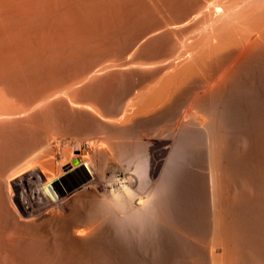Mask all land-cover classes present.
<instances>
[{"label": "rangeland", "instance_id": "1", "mask_svg": "<svg viewBox=\"0 0 264 264\" xmlns=\"http://www.w3.org/2000/svg\"><path fill=\"white\" fill-rule=\"evenodd\" d=\"M7 1H8V3H7ZM18 1L17 0H11V1L10 0H6V1L0 0V5L1 6L5 5L4 7L0 6V9H2V11L5 9L3 11V13L0 10V15L3 16V14H5L7 16L6 17L4 15L3 18H2V16L0 18V33L3 34V36H2V34H0V66H2V64L5 65V63H6V65L8 64L7 67L5 66L6 68H4V70L5 69L6 70L4 72H3V68H2L4 65L2 67H0V69H2V71L0 70L1 71L0 78L2 80L4 78H7L8 75L5 72L9 71L10 69H12L11 72H13L14 71L13 68L14 69L16 68L15 66H17V67L19 66L18 70H19V68L21 69V71L23 70L22 72L20 71V73H22L21 76H17V77L14 76V78H10L12 80L14 79L15 83H13V84L14 85L18 84L17 86L16 85L14 86V85H12V83H10V86L11 85L14 86V87L11 86L12 89L9 86V84H8V86L10 87V90H9V87H7V85H6V87H4L6 89L8 88L7 90H9L10 92L12 90V93L0 92V111L1 112H14V111H20V110H23L25 108L31 107L33 102L29 106H28V104H29L28 102L33 101V100H30L29 98L31 96L33 98H36L39 95V93L46 90V88H45L46 86H47V89L49 87H53L51 85H54L56 87L61 82L63 84H65L64 81L65 82L67 81V84H68L69 79L71 80L70 82L72 83L73 82L72 79L75 76L77 77V75H78L80 77L79 73H82L89 68L95 67L100 62H102L104 64L108 63L107 65H110V67H109V70L107 69L108 71L105 70L103 72H99V76L97 75L98 78H97V76H95L94 79L92 78L93 81L90 79H87V80L82 82V83H85L88 81V85L85 83L86 86H84V84L82 85L80 83V84H78L79 86L75 85L73 88L75 90V92H77L78 95L80 94V91L85 90V93L82 92L80 94V96L81 95L83 96V93L86 94V96H84V97H87L88 99L87 98H85V99H87L88 101H90L91 104L94 105L93 111L86 110L87 112H85L84 110H80L82 108H80V109L77 108L78 110L76 111V109H75L76 107L74 108L66 102L65 95L60 97V95H62V94H60V95H58L60 97V99L57 98L58 96H56V98L53 97V99H55L54 101H53V99H51L48 102V104H50V106L46 105L47 103L42 104V105H46V107L48 106V108L52 107V109H50V110L51 111L53 110L52 111V113L54 112L53 114L51 113V111L48 108H47L48 110H46V108L44 106L41 105V107H40V104H39L38 105L39 108H42V109H39L37 107V105L35 106L36 108L31 107V109H29V111H28L29 112L28 116H27L28 112H26V115L24 112H22L20 114H16V115H18L17 117H16V115H14L16 118H18L17 120H16V118L13 119L14 117L12 116V118L8 119L9 121H7V119L5 121L3 120L4 122L0 121V139H1L0 140V142H1V144H0V155H2V156H0V164H1V166H4L6 164V162L8 163V161L10 159L11 160L13 158L16 159V155L19 154V152H20V154L17 155V157L18 156L20 157V155L22 153H23L22 155L27 154L28 149H29V152H32L33 150H35V148L37 146H38L37 148H39V147L41 149L43 148L42 150H44V152H45V153L43 152V154H45V155L47 154L46 158L48 160L49 159L52 160V158H54V156H55L54 154H51V153H53V151H51L49 149H45V148H47L46 147L47 141H51L52 138H53L52 141H55V140L59 141L60 150H62V149L68 150L69 147L79 144V141H80V143H82V142L84 143V142H88L90 138H91L90 141L95 138V139H98V141L100 143L97 141L98 143L96 145L98 148L96 149L95 154L92 156L93 159L95 158L94 159L95 161L91 158V163H92L91 166H93L92 167V169H94L93 172L95 171L94 172L95 177L100 179V180H104L103 182L106 183L107 187L105 189H103V188L97 187V185H95V187L88 189L89 191L88 190L79 191V192H77L78 194L77 193L73 194V196H71V198L69 197L68 199H66V201H63L62 204L58 208L54 209V211L52 213L47 214V215L42 213V214H38V215H31V216H23L22 217L21 214L16 212L14 207L12 208V206H10V204L7 202V200L4 197H2L3 199H0V202H1L0 203V211L2 212V214H1L2 218L0 216V218L2 219V220L0 219V225H1L0 226L1 227L0 228V231H1L0 232V239H2V241L0 240L1 241L0 247H2V245H3V247L1 249L2 250L4 249V252L2 250H0V251H2V253L0 252V257H2V259L0 258L1 259L0 264H4L5 262H7L8 264H18L19 260H21V262H19L20 264L21 263L22 264L23 263H25V264H33V263L34 264H66V263L67 264H191L190 262H193L192 264H195V262H196L195 260H197V262H198V263L196 262V264H201V261L204 264H207L208 256H206L207 254L204 253V251H205L204 248H205V246L208 248V246L212 244L211 242L214 239V234L212 235V232H214V229H216V226H219L218 227L219 229L228 232L229 230L225 229V227L229 228L230 223L228 224L227 221H230V220L232 221L235 218L234 217L232 219L231 215L237 216V213H236L237 211H235V210L236 209L239 210L238 207L240 208V210L244 208L243 210H241L243 212L246 211V213H248V214L250 213L252 216H253V214H254V216L256 215L255 218L259 216L257 219L258 221L255 223V222L251 221V219L253 218V217H251V215H249L251 218L250 217L248 218V214L246 216L245 215L246 213H241V211H238V213L240 212L239 215L241 214L242 219L244 218V216H246L245 217L246 219H244V221L245 222L247 221L248 222L247 224L250 225V226L247 225L248 230L256 228L258 225V227L256 228L257 233H255V235L256 236L261 235L260 237H256V238H260V240L257 239L258 240V242H257V240L254 236V231H256V230H254V229L251 230V233L253 231V233H252V235L254 236L253 238H255V240H256V241L254 240L255 242H253L255 244L252 243L254 245L253 246L251 244V241H253L252 240L253 238L250 237L251 236L249 233L250 230H249V232L245 231V233L246 232L249 233L248 236H245L246 234L244 235L243 234L244 232L242 233L244 237H249V241H247L244 239L243 236H240L241 239L246 241L245 243L248 242L247 246H249L251 244L250 246H251L252 250H249L250 247H249V249L247 247L246 248L248 249L247 251L248 252L250 251V253L253 256L250 254V256L252 257V262H251V257L248 256L249 253L246 252V248H245V250H243L244 247L246 246L245 243L240 242V244H244V245H242V246H244L243 249L240 248V250L245 251V253L247 255L245 254V255L241 256V258L242 257L243 258L239 259V263H241V264L264 263V262H262L264 260V258L262 259V256L264 257V255H262V254H264V249H263L264 244H262L264 242L262 240H264V239H262V235H264V234L260 233V231L262 232L264 230V225L262 224L264 222H261L264 220V218H263L264 214L261 212L264 209L261 207L263 210L260 211L261 213L258 212V209L260 210L261 208H259V205L257 203L258 201H260L262 199L264 200V197H261V196H264V181H263L264 176L262 177V175H264V171H263V168H264V162H263L264 161V152H263L264 151V84H262V83H264V77H263L264 76L263 75L264 74V68H263L264 67V60H263L264 59L263 58L264 57L263 56L264 51L261 52L262 54H260V56L258 54V56H259V58H261V60L258 58L257 55H253L254 57L256 56L255 58H257V59H255L251 55L249 56V58H246V56L241 58L240 56L237 55V50H231L230 51L231 53H229V55H227L228 53H225L223 55L221 54L220 56H223L224 59L221 57L220 58L222 59V61L225 60V61H223V63H221V59H219V57H218L219 61L216 60L218 63L216 61H213V62H211L213 64L210 63L209 65H207L209 67L211 65V67L209 69L214 67L213 70L206 69L207 71L206 70L203 71L204 73L205 72L210 73L211 71H213V74H212V72L210 73L211 78L208 77V73H205V76H206L205 78H204V73H203V75L201 73H199V75L201 74L202 76L201 75L198 76V74H197L195 76L193 75L194 77L193 76L189 77L188 75L176 77L172 80V82L168 83L164 87V89H161V86L159 84L157 86V88L155 89L151 100L148 103L144 102L143 104L138 106L136 109L133 107L134 105L133 106L130 105V107L133 108V109L131 108V110H130V108H128L129 103L132 104L131 101H133V98L136 95L135 93H138L139 92L138 90H140L142 87V86L140 87L139 85H141L142 82L143 83L146 82V84H148V83L149 84L150 83L155 84L157 82L156 80H159L161 78V76L162 77L164 76L163 70L162 71L159 70V69H162L161 67H159L160 64L159 65H157V64L160 62H164L166 60H169V58L176 61L177 60L176 57H178L179 55H181L185 52V50H186L185 46L187 47L188 44L193 43L195 41L194 38L197 36L198 32H192L191 31V30L197 28V25H193L194 20L188 21L187 23L183 24L182 26L177 28V30H174V31H172V30L167 31L166 29H163V24L183 18L184 15L182 14L181 3L184 5V7H182V8H185V6H186L185 3L187 1L188 2H191V1H189V0H177V1H175V0H171V1L170 0H168V1L167 0H165V1L164 0H146V1L145 0H131V1H133V2H131L130 0H128V1L126 0L124 2V0H123V2H122V0H115L116 1L115 2L114 0H111V1L107 0V3H106V2H104L105 0H103L104 3L102 4L101 0H100L101 2L99 0H94V1L92 0V2H90L91 0H86V1H84V0L83 1L82 0L76 1L75 0L77 3H75V1H73V0H62V1L56 0V2H55V0H38V3L35 2L36 0H33L34 1L33 3H35V5L31 4L32 0L30 1L31 3L29 2V0H22V1L18 0ZM96 1H98V2H96ZM109 1L111 3H108ZM119 1L122 2V4L121 3L119 4ZM141 1H144V2L142 3ZM172 1H175L177 3L176 6H178V7H176L175 6L176 3L172 2ZM205 1H210V0H205ZM1 2L3 3V5L1 4ZM9 2L10 3L13 2V3L9 4ZM22 2L23 3L25 2L24 5ZM114 2L116 4H114ZM146 2L149 4H147ZM166 2H169L170 4L168 3V5H167ZM61 3L62 4L64 3V4L62 5ZM71 3H72V5H71ZM99 3H101V4H99ZM161 3H163V5ZM26 4H27V6H25ZM56 4L58 5V7L61 6L62 8L61 7L57 8ZM128 4H129V6H128ZM142 4L145 6H143ZM6 5H8V6H6ZM9 5H10V7H13V9L10 8ZM15 5H16V7H15ZM65 5L67 6V9L69 6L70 11L68 9V12H66L67 9H66ZM148 6H150V8L152 6V8L149 9ZM169 6H171L172 9ZM174 6H175V8H173ZM187 6H186V8H187ZM17 7L19 9H21V8L22 9L20 11H18L19 9ZM33 7H34V9H33ZM63 7H64V10H63ZM144 7H145V9H144ZM82 8L85 10L84 11L85 14L82 12L83 11ZM55 9L58 11H56ZM59 9L60 10L62 9L63 11L62 10L59 11ZM13 11H14V13H12ZM36 11H37V14L35 13ZM39 13H40V15H39ZM62 13H64L63 16L66 14L65 15V17H67L66 20H65V17L62 16ZM67 13H68V16H67ZM69 13L72 15H70ZM60 14L62 17L60 16ZM55 15H57V17ZM13 16L15 17V19H13L14 18ZM69 16H72V17H70L68 19ZM5 18H9L7 22L3 21ZM54 18H56V20ZM62 18H64V20H62ZM59 19H61V20H59ZM1 21H2V23H1ZM2 24H4V25H2ZM159 26H161L162 28L161 27L159 28ZM6 28H8L9 30ZM162 29H163V31H162ZM8 31L11 33H9ZM3 32H5V34ZM162 32H164V33L162 34ZM167 33H170V34H167ZM8 34H10V35H8ZM164 34H165V37L167 39L164 38ZM155 38H156V40L160 39L161 41L160 40L156 41ZM163 39L164 40L166 39V40L164 41ZM147 40H148V43H147ZM181 40L184 41L185 46H183V47L181 46L182 45L180 42ZM152 41H154L155 43ZM26 42H28V44L30 43L32 45H30V44L27 45V47H28L27 48ZM45 42H47V43H45ZM67 42H68V44H67ZM50 43H51V45H50ZM71 44L73 46H71ZM33 45L36 47V48H33V51H35V53L37 52V55L41 54L42 57H43L44 53L47 54L48 56H51L52 55L51 53H54L53 52L54 49H55V51L57 50V53L55 52L54 54H58V53L59 54L56 55V59L54 57L55 56L54 54H53L54 55L53 57L56 61H58V63H56L53 58H52L53 59L52 61H54L59 66H57L54 62H52L53 64H50V65H53L54 67L50 66V65H48V67H46L45 65H43V67H41V69H43L44 67H45V69H43V71L39 70L41 72L38 71V68L40 69V67H38V66L36 67L34 65L29 66L28 63H26L27 57H25L26 59H24V56L26 55V52L29 55L32 53L31 52L32 49L30 50V48H32ZM53 45L56 46V48ZM67 45H68V47H67ZM43 46H45V47H43ZM70 46H71V48L69 50ZM48 47H50V48L48 49ZM44 48H47L46 50L49 51V53H46L47 51ZM65 48L66 49L68 48V50H66ZM26 49H27V51H26ZM41 50L42 51L45 50V51H43L44 53ZM39 51H41V52L38 53ZM50 51H51V53H50ZM35 53L33 52L34 56H35ZM71 53H72V56H71ZM45 54H44V56H45ZM29 55H27L29 58H30V56H33V55H30V56ZM41 55H39V56H41ZM65 55L67 56V58L65 57V60H64L62 58ZM69 56L73 58V59L70 58V62H72L75 59L74 60L75 62L73 61V64H70V62L68 61ZM45 57H47V56H45ZM74 57H76L77 59ZM251 57L254 59H252ZM9 58L12 60V62H14L16 60L14 62V64L11 63V60ZM18 58L23 59V62H25L27 64V67L25 65L21 64V62H20L21 67H20V65H17V59ZM244 58H246L245 60H247V61L244 60L245 61L244 62L242 60ZM126 59L136 61L139 64H144V63H152V64H150L149 67H138V68L135 67L132 69L129 68L130 71H128V68H123L124 66L123 67L121 66L122 63ZM60 60L62 63L60 62ZM66 60L68 63L66 62ZM3 61L5 63H3ZM234 61H235V63H234ZM59 62L61 63V65L59 64ZM215 62L217 64H219V62H220L222 65L219 64V66H218ZM239 62H240V64L243 63V65L242 64L240 65ZM18 63H19V60H18ZM214 63H215V66H214ZM10 64H12L13 66H9ZM66 64L67 65L70 64V65H68V67H67ZM113 64H115V65H113ZM250 64H252V66ZM256 64H257V67H256ZM64 65H66V66L64 67ZM119 65H120V68L122 67L121 70H119L120 69ZM154 65H156V66H154ZM237 65L241 66L242 68H240ZM71 66H72V68H71ZM207 66L204 67V69L208 68ZM24 67H25V69H24ZM30 67H32V68H30ZM49 67L50 68L53 67V69L52 68L50 69ZM62 67H63V69H62ZM226 67L227 68L229 67V68L227 69ZM255 67L257 70L255 69ZM47 68L50 69L49 70L50 72L47 71L48 70ZM233 68H234V70H232ZM235 68H236V70H235ZM7 69H9V70H7ZM27 69L28 70L30 69V71H28ZM35 69H37V71H35ZM66 69L69 71H67ZM214 69H215V71H214ZM224 69L226 71L228 70L230 72L225 71V73H224L223 72ZM57 70H60V72H58ZM221 70H222V73H221ZM61 71L63 73H61ZM65 71H67L69 73H67V72L65 73ZM75 71H76V73L73 74ZM216 71L219 72V75ZM251 71H252V74L254 73L253 75L251 74L252 77L250 75ZM116 72H118V73H116ZM214 72L217 74H214ZM233 72H235V73H233ZM3 73H5L6 76ZM42 73H44V74H42ZM45 73L46 74L50 73V75L47 74L48 78H47V75ZM162 73H163V75H161ZM220 73H221V75H220ZM223 73H224V75L226 74L225 77H227V75H230L227 77V78L230 77L229 80H227L228 83H227V81L225 82V79H227V78L224 77ZM227 73H229V74H227ZM232 73L236 76H232L233 75ZM259 73H260V75H259ZM2 74L5 77H3ZM39 74H41V75L39 76ZM51 74H54V75L58 74V75H55L53 77ZM63 74H65V75L66 74H73V75H69V76H71V77L73 76V77H72V79L70 77L68 79V76L67 75L65 76ZM100 74H101V77L104 78V80H103V78L101 79ZM210 74H209V76H210ZM255 74H257V75H255ZM25 75H27V76H25ZM215 75H217V76L215 77ZM49 76H51V77H49ZM58 76L59 77L64 76L63 78L68 79V80H64L61 77V78H59V80L61 81L60 82L58 79H56V78H58ZM218 76H220V77L222 76L224 78H222V77L220 78ZM21 77H24V79ZM26 77L27 78L29 77V78L27 79ZM34 77L36 79H34ZM40 77H42V78H40ZM213 77H215V78H213ZM142 78L145 80H148V82L143 80ZM217 78L219 80L220 79L224 80L223 83H221L223 80L222 81L220 80V83H221L220 85L222 86V88L220 85H219L220 87L217 86L219 84V81L215 80ZM1 79H0V82H2V84H4V83L7 84L10 80L8 78H7L8 80L4 79V83H3V81H1ZM31 79H32V81H31ZM204 79H205V81H204ZM16 80H17V82H16ZM33 80H34V82H33ZM96 80L98 81V83ZM207 80L209 81V83ZM249 80H251V81L249 82ZM57 81L59 82V84L57 83ZM211 81H212V83H211ZM252 81H254V83ZM24 82H26V83H24ZM94 82H96V83H94ZM213 82H215L214 85H212ZM51 83H53V84H51ZM122 84H123V88H122ZM60 85L58 87L62 86V85L61 86ZM80 85L83 88L80 87ZM90 85H91V87L93 85V87L91 88ZM96 85H97V89H96ZM210 85L212 86L213 89L210 87ZM42 86H44V88H42ZM64 86H67V85H64ZM87 86H89V87H87ZM129 86L130 87L133 86V87L130 88ZM248 86H250V87H248ZM86 87L90 88V89H88L89 92H87L88 90L86 91V89H87ZM94 87H95V89H94ZM41 88L44 90H42ZM76 88H78L79 91ZM80 88L83 90H81ZM73 89H72V91H73ZM126 89H128V90H126ZM39 90L40 91L42 90V91L40 92ZM97 90H99V91H97ZM120 90H122V93H120L121 92ZM123 90H124V92H123ZM0 91H2L1 88H0ZM4 91H5V89H4ZM96 91H97V93H96ZM130 91H131V93H130ZM93 92H95L96 94ZM35 93H37L38 95ZM88 93L90 94L91 97L88 95ZM91 93H93V94H91ZM117 93H119V94H117ZM94 94L96 95V97ZM116 95H118V96H116ZM117 97H119L118 100H117ZM90 98H93V99H90ZM130 98H131V101H130ZM248 98H249V100H248ZM254 98L256 101L254 100ZM27 100H30V101H27ZM119 100H120V102H119ZM128 100L130 102H128ZM25 102H27V103H25ZM127 102H128V106H126L127 108H125V105L127 104ZM22 104H25V105L27 104L28 107H25V105H23L25 108L23 107V109H21ZM44 109H45V111H43ZM31 110H34V112H32ZM40 110L43 111L44 116L42 115L43 113H41L42 111H40ZM30 111L32 113H30ZM88 111H90V114L88 113ZM46 112L47 113L49 112V114H47ZM50 114L52 116H50V118H49L48 115H50ZM19 115H22V116L25 115V116L23 118H21ZM53 115H57L55 119L53 118L54 117ZM91 115H92V118L95 117L94 120H92ZM42 116L44 119L46 116L45 120L46 121L48 120L50 123L48 121L45 122L44 119L41 120ZM57 117H58V119H57ZM107 118H108V121H107ZM11 119H13V120H11ZM51 119H53L54 121ZM88 119H90V120H88ZM55 120L59 121V122H57L59 124L56 125ZM14 121H16V122H14ZM47 123H49V126L51 125L50 127L48 126V128H50V130L54 129V131L51 132L48 128H46L48 125ZM102 123H104L103 124L104 126H102ZM105 124H106V126H105ZM13 126H14V128H13ZM19 126H20V128H19ZM15 127H17L18 130L20 129V130H24V131L23 132L20 130L18 131ZM22 127H23V129H22ZM53 127H56V128H53ZM59 127H60V130H59ZM200 127H202V128H200ZM55 129H56V131H55ZM57 130H58V132H57ZM14 131H16V132H14ZM48 131L51 132V135L49 134L50 132H48ZM11 132L14 134H12ZM17 132H20V133H17ZM21 132H22V134H21ZM25 132H26V134H23ZM14 135L16 136V138ZM17 135H18V137H17ZM25 135H26V137H25ZM11 136H13V137L11 138ZM46 136L48 139L44 140V138H46ZM92 136L94 138H92ZM49 137H51V139H49ZM41 138H43V139H41ZM85 138H87L86 139L87 141L85 140ZM43 140L45 141V143ZM19 141H21V142H19ZM37 142H38V145L36 146L35 143H37ZM176 142L178 143V145L176 144ZM14 143L16 146H14ZM31 144L32 145L35 144V145H33L34 148H32L33 146ZM39 144L41 146H39ZM42 144H43V146H42ZM30 145H31V147L29 148ZM9 146H10V148H8ZM173 146H176V147H173ZM85 147H87V144H85ZM14 148H16V149H14ZM175 149L177 152L174 151ZM22 150L25 151V153L22 152ZM171 150L173 151V153L171 152ZM178 150L180 151V154H179ZM5 151H7V152H5ZM261 151H262L263 156H261V154H260ZM57 152H59V151H57ZM63 152H64V154L66 153V151H60V153H62V154H63ZM67 153H68V151H67ZM183 153H185V155L187 157L184 156ZM7 154H9V155H7ZM48 154H50V155H48ZM172 154L173 155L175 154V156H173ZM178 156H180L181 158ZM9 157H11V158H9ZM50 157H52V158H50ZM172 157H173V159H172ZM188 157H190V158H188ZM154 159H157V160H154ZM261 159H263L262 163H260ZM6 160H8V161H6ZM174 160L177 162H175ZM245 160H247V161L245 162ZM256 160H258L257 161L258 163L256 162ZM179 161H180V163H179ZM182 161H183V163H182ZM4 162H5V164L3 165L2 163H4ZM255 162L257 163V165ZM246 163H247V165H246ZM250 163H251V167H252L253 163L255 164V165L253 164V168L250 167V165H249ZM177 164H179V165H177ZM209 164H210V166H209ZM154 165H156V166H154ZM182 165H184V166H182ZM236 165H237V167H236ZM146 166H147V168H146ZM246 166H248L249 168H247ZM261 166H262V168H261ZM138 167L139 168L142 167L143 170L141 168V172H140V169ZM179 167H180V169H179ZM245 167L248 170H246ZM152 168H154V172H155L153 174H152ZM162 169H164V170H162ZM249 169L250 170L253 169V172L249 171ZM118 170H120V171L122 170L126 173L129 172L128 174L131 175V177L134 180V183L129 185V184H125V183L121 182L120 179H118L117 176L115 175L116 171H118ZM244 171H245V173L248 171L247 173L249 175L247 173L244 174ZM257 171L260 173H258ZM138 172H139V174H137ZM209 174H211V175H209ZM137 176H139L138 178H140V179H138ZM168 176H169V178H168ZM211 176H212V178H210ZM250 177L252 179H250ZM75 178H76V176L73 177V180ZM157 178H158V181H156ZM247 179H249V180H247ZM135 180H136V182H135ZM137 180H139L141 182V184ZM160 181L162 183L165 182L164 183L165 188H164V185ZM147 182H148V184H147ZM155 182H157V183L159 182V184H157ZM210 182H212V183H210ZM255 183H257L256 184L257 186L255 185ZM160 184H162V186ZM252 184L254 185V187ZM123 186H125V187H123ZM210 186H212V187H210ZM260 186L262 189L260 188ZM255 188H257L256 189L257 192H259V193L261 192L260 193L261 196L259 195V193H257L255 191ZM249 189H250V191H249ZM258 190H260V191H258ZM99 191H100V193H99ZM120 191H121V193H120ZM157 191H159V193H157ZM245 191H246V194H245ZM221 192H223V193H221ZM224 192H225V194H224ZM226 192L227 193L229 192V194H226ZM250 192L252 195L254 194L255 197L252 196L251 194H249ZM114 193L115 194L117 193V194L115 195ZM161 193H162V197H161ZM213 193H215V194H213ZM237 193H238V195H237ZM241 193H242V195H245V196L242 197ZM151 194H153L154 197ZM218 194L221 196H219ZM255 194L259 195L260 198L258 196L256 198ZM99 196H101V197H99ZM235 196H236V198H235ZM245 197H246V199H244ZM0 198H1V196H0ZM95 198H96V200H95ZM101 198L103 199L102 201H100ZM124 198H125V200H124ZM232 198H234V199H232ZM239 198L242 201H240ZM235 199L236 200L238 199V200L236 201ZM79 200H81V201H79ZM98 200L100 201V203L98 202ZM104 200L106 203L103 202ZM212 200H213V202H212ZM216 200H218V201H216ZM248 200H250V202ZM255 200H257L256 201L257 204L255 203ZM92 201H93V203H92ZM224 201L225 202L227 201V202L225 203ZM71 202H73V203H71ZM84 202H85V204H84ZM86 202L88 203V205ZM219 202H220V204H219ZM230 202H231V204L235 203L236 205L238 204V202H240L239 203L240 205L242 204L245 206H242V205L239 206V204H238V206H236L235 204H233L235 206V207H233V205H231ZM215 203H216V206H215ZM68 204H69V207L67 206ZM71 204H73V205H71ZM105 204H108V206L109 205L110 206L108 207ZM217 204L220 207H218ZM228 205H230V206H228ZM252 205H253V207H252ZM254 205H255V207H254ZM150 206H151V208H150ZM248 206L250 207L249 209H248ZM230 207L233 209V211ZM109 208H111V209H109ZM129 208H130V210H132L133 213L130 212ZM212 208H214V209H212ZM217 208H219V211ZM234 208H235V210H234ZM246 208L248 210H245ZM252 208H254L256 211L254 209L252 210ZM136 209L137 210L139 209L138 211L140 212V214L141 213H143V214H141V216H140L139 212ZM227 209H228V212H224V211H227ZM61 210H62V212H61ZM230 210H231V213H229ZM111 211H113V212H111ZM135 211H137V212L135 213ZM254 211H255V213H254ZM217 212H221V213H219V214H221L219 216H222V217H224V215L227 216L228 214H230V216H227V218H226L227 223L226 222H222V223L216 222L215 217L218 214ZM224 213H226V214H224ZM232 213H234L236 215H234ZM3 214H4V216H3ZM62 214H65V215H62ZM118 214H119V216H118ZM126 214L127 215L129 214V217ZM149 214H151V215H149ZM243 214H244V216H243ZM260 214L262 215L261 217L263 219L260 217ZM239 215H238V218L235 219V221L239 219V221L241 222L242 221L240 218L241 216L239 217ZM149 216H150V218H149ZM151 216H152V218H151ZM27 217H29V218L31 217V219H29ZM25 218L27 220H25ZM34 218L38 219V220H35ZM86 218H87V220H86ZM229 218H230V220H229ZM135 219H136V221H135ZM115 220H120V221H115ZM124 220H126V221H124ZM140 220H141V222H139L140 223L139 224L138 221H140ZM142 220L144 223L142 222ZM248 220H250L252 223L251 222L249 223ZM252 220L255 221V219H252ZM58 221H62V222H58ZM121 221L124 223V225L122 224ZM233 221H232V224H235L233 226H236V227H233L232 225L231 226L233 228L241 230V231L239 230V232H238V230L235 229L237 231V234L241 233L242 229H241L240 225H239V227H240L239 228L238 225H236V222H233ZM239 221H237V224L240 223ZM244 221H242V225H243ZM3 222L8 224V225H4ZM119 222L121 224H119ZM133 222H134V224H133ZM205 222H207V223H205ZM223 223L225 226L223 225ZM61 224H62V226H60ZM251 224H253L254 226ZM259 224L260 225L262 224L261 226H263V227L259 226ZM126 225H128L129 227ZM131 225H134V226H131ZM74 227L76 229H74ZM125 227L126 228L128 227V228L126 229ZM139 227H141V228H139ZM221 227H223V228H221ZM244 227L247 230L246 225H244ZM137 228H138V230H137ZM242 228H243V226H242ZM9 229H10V231H9ZM198 229H200V230H198ZM229 229H231V228H229ZM260 229H262V230H260ZM82 230H83V232H82ZM132 230H134V231H132ZM235 230H233V232ZM243 230H244V228H243ZM8 231H9V233L10 232L11 233L9 234ZM12 231H14L15 233ZM258 231L260 234H258ZM196 232H197V234H196ZM206 232H208L209 235ZM262 233H264V232H262ZM6 234H8L9 237H10V235H12L13 237L12 236L11 237L13 239L9 238V237L6 238V236H7ZM16 234L18 235V237L16 236ZM29 234H30V236H28ZM31 234H34L37 238L34 237V235L31 236ZM26 236L30 239H28ZM187 236L188 237L190 236L191 238H188ZM49 237L50 238L53 237V238L50 239ZM60 237H61V239H60ZM197 237H198V239H197ZM20 238L21 239L23 238V239L21 240ZM38 238H41V239H38ZM182 238H184V239H182ZM193 238H194V240H191ZM241 239H239V240H241ZM7 240H9V241H7ZM199 240H201V241H199ZM259 241H262L260 243L262 244L261 246L263 248L256 246V242L259 243ZM4 242H6V244L8 246H6V244ZM11 242L13 244H11ZM44 242H45V244H43ZM31 244H32V246H31ZM196 244L197 245L199 244V245L197 246ZM9 245H11V246H9ZM184 245H186V248H184ZM258 245H260V244H258ZM4 246H5V248H4ZM51 246H53V247H51ZM56 246H58V247H56ZM192 246H193V249H192ZM202 246L204 248H202ZM255 246L257 249L255 248ZM6 247H7V249H6ZM37 247H38V249H37ZM260 248H262V249H260ZM8 249L12 251V254H11V251H9ZM32 249H34V250H32ZM43 249H44V251H43ZM258 249L263 251V253H261L260 257H259L260 254L252 253L253 251L255 252L256 250H257L256 252H258L259 251ZM195 250H196V252H195ZM62 251L64 252V254ZM186 251H188V252H186ZM50 252H52V253H50ZM189 252L190 253L193 252L192 253L193 255L192 254L189 255L188 254ZM5 253H8V254L5 255ZM65 253L67 256L65 255ZM258 253H260V251ZM1 254H3V255H1ZM16 254H17V256H16ZM243 254H244V252H243ZM33 255H35V256H33ZM56 255H58V256H56ZM197 255L199 258L197 257ZM201 255H204V256L200 257ZM241 255H242V253H241ZM254 255L255 256L258 255V257H257V259L259 258L258 261H254V260H256V257ZM4 256H6V257H4ZM60 256H61V258H60ZM205 256H206L207 261L205 259ZM247 256H248V258H246ZM37 258H38L39 262L41 261L40 263L36 260ZM188 258H189V260H188ZM201 258H203L204 260ZM253 258H254V260H253ZM7 259H8V261H7ZM27 260H28V263H26ZM52 260H53V262H52ZM63 260H65V261H63ZM66 260H67V262H66ZM242 260H243V263H242ZM246 260H248V261H246ZM259 261H261V262H259ZM237 262L238 261L236 260L234 264H236Z\"/></svg>", "mask_w": 264, "mask_h": 264}, {"label": "bare ground", "instance_id": "2", "mask_svg": "<svg viewBox=\"0 0 264 264\" xmlns=\"http://www.w3.org/2000/svg\"><path fill=\"white\" fill-rule=\"evenodd\" d=\"M4 1V0H3ZM6 1V0H5ZM11 1V0H10ZM18 1V0H17ZM22 1V0H21ZM31 0H29V2H30ZM60 1H62V0H60ZM73 1H75V0H73ZM77 1V0H76ZM75 1V3H77ZM80 1V0H79ZM83 1V0H82ZM81 1V2H82ZM84 1H86V0H84ZM94 1V0H93ZM100 1V0H99ZM102 1V4L104 3V2H106L107 3V0H105L104 2H103V0H101ZM100 1V2H101ZM111 1V0H110ZM108 2V3H111V2ZM115 1V0H114ZM126 0H124V2H125ZM128 1V0H127ZM131 1V0H130ZM129 1V2H130ZM146 1V0H145ZM165 1V0H164ZM168 1V0H167ZM171 1V0H170ZM175 1H177V0H175ZM175 1H172V2H175ZM189 1H191V2H186L185 3V5L187 6V8H186V6H185V8H182V7H184V5L181 3V9H182V14L184 15L183 16V18H181V19H178V20H175V21H171V22H168V23H165V24H163V29H166L167 31L168 30H172V31H174V30H177V28H179L180 26H182L183 24H185V23H187L188 21H190V20H194V22H193V25H197V28H195V29H193V30H191L192 32H198V34H197V36L194 38L195 39V41L193 42V43H190V44H188V46L186 47L185 45H184V41L183 40H181L180 42H181V46L183 47V46H185V48H186V50H185V52L183 53V54H181V55H179L178 57H176V61H174L173 59H171V58H169V60H166V61H164V62H160V63H156L157 65H159L160 64V66L159 67H161L162 69H159L160 71H162L163 70V73H164V76L162 77L161 75H163V73L160 75L161 76V78L159 79V80H156L157 82L155 83V84H146V82H142L141 83V85H139L140 87H141V89L140 90H138L139 92L138 93H135L136 95L134 96V98H133V101H131V96L133 95H131L130 97V101L132 102V104H130L129 103V106H128V102H130L129 100H128V102H127V104L125 105V108H127L126 106H128V108H130V110H131V108L132 107H130V105H134L133 107L136 109L138 106H140L141 104H143L144 102L145 103H148L150 100H151V98H152V96H153V93H154V91H155V89L157 88V86L160 84V86H161V89H164V87L168 84V83H170V82H172V80L174 79V78H176V77H179V76H184V75H188L189 77H191V76H195V75H197L198 74V76H200L201 74L203 75V71H205L206 69H209L210 67H211V65H210V67L209 66H207V65H209L211 62H213V61H216V60H218V57H219V59H221V58H223V56H220L221 54L223 55V54H225V53H228L227 55H229V53H231L230 51L231 50H237V55L238 56H240L241 58L242 57H245L246 56V58H249V56L251 55V56H253V55H257L258 56V54H259V56H260V54H262L261 52L262 51H264V0H210V1H205V0H189ZM14 2V1H13ZM13 2H11V3H13ZM19 2V1H18ZM32 2V3H31ZM30 3L31 4H34L35 5V3H33L34 1L32 0ZM35 2H37L38 3V0H36ZM55 2H56V0H55ZM58 2V1H57ZM65 2V1H64ZM90 2H92V0L90 1ZM96 2H98V1H96ZM113 2V1H112ZM116 2V1H115ZM114 2V4H116ZM122 2H123V0H122ZM122 2H120L119 1V4L121 3L122 4ZM131 2H133V1H131ZM142 3L144 2V1H141ZM149 2V1H148ZM162 2V1H161ZM181 2V1H180ZM7 3H8V1H7ZM10 2H9V4H11ZM17 3V2H16ZM23 3V2H22ZM25 3V2H24ZM24 3H23V5H24ZM68 3V2H67ZM74 3V4H75ZM80 3V2H79ZM86 3V2H85ZM128 3V2H127ZM147 3V2H146ZM150 3V2H149ZM149 3H147V4H149ZM167 3V5H168V3L169 2H166ZM176 3V2H175ZM179 3V2H178ZM1 4L3 5V3L1 2ZM28 4V3H27ZM27 4L25 5V6H27ZM30 4V5H31ZM62 4V3H61ZM64 4V3H63ZM62 4V5H63ZM99 4H101V3H99ZM130 4V3H129ZM129 4H128V6H129ZM162 5H163V3H161ZM170 4V3H169ZM37 5V4H36ZM40 5V4H39ZM69 5V4H68ZM71 5H72V3H71ZM131 5V4H130ZM143 5V4H142ZM166 5V6H167ZM172 5V4H171ZM177 5V3L175 4V6ZM1 6V5H0ZM5 6V5H4ZM4 6H1V7H4ZM6 6H8V5H6ZM12 6V5H11ZM14 6V5H13ZM22 6V5H21ZM56 6H57V8H59V7H61V6H59L58 7V5L56 4ZM66 6V5H65ZM75 6V5H74ZM79 6V5H78ZM143 6H145V5H143ZM175 6L173 7V8H175ZM9 7H10V5H9ZM15 7H16V5H15ZM80 7V6H79ZM149 7V9H151L152 8V6H151V8H150V6H148ZM168 7V6H167ZM170 8H171V6H169ZM176 7H178V6H176ZM10 8H12L13 9V7H10ZM18 8V7H17ZM62 8V7H61ZM19 9V8H18ZM17 9V10H18ZM22 9V8H21ZM21 9H19L18 11H20ZM33 9H34V7H33ZM37 9V8H36ZM66 9H67V6H66ZM68 9H69V11H70V8H69V6H68ZM68 9H67V11L66 12H68ZM83 9V8H82ZM144 9H145V7H144ZM167 9V8H166ZM165 9V10H166ZM172 9V8H171ZM1 11H2V9H0ZM5 10V9H4ZM3 10V11H4ZM16 10V9H15ZM56 10V9H55ZM62 10V9H61ZM60 9H59V11H61ZM63 10H64V7H63ZM62 10V11H63ZM147 10V9H146ZM153 10V9H152ZM3 11H2V13H3ZM33 11V10H32ZM38 11V10H37ZM37 11L35 12L36 14H37ZM41 11V10H40ZM43 11V10H42ZM56 11H58V10H56ZM55 11V12H56ZM84 9H83V13H84ZM148 11V10H147ZM156 11V10H155ZM54 12V13H55ZM72 12V11H71ZM80 12V11H79ZM12 13H14V11L12 12ZM41 13V12H40ZM40 13H39V15H40ZM44 13V12H43ZM53 13V14H54ZM61 13V12H60ZM11 14V13H10ZM9 14V15H10ZM57 14V13H56ZM63 14L64 13H62V16H63ZM70 14V13H69ZM82 14V13H81ZM85 14V13H84ZM83 14V15H84ZM4 15L5 14H3V16L2 15H0V18H1V16H2V18L4 17ZM12 15V14H11ZM10 15V16H11ZM45 15V14H44ZM59 15V14H58ZM66 15V14H65ZM65 15L63 16V17H65ZM70 15H72V14H70ZM6 16V15H5ZM15 16V15H14ZM13 16V17H14ZM56 17H57V15H55ZM60 16H61V14H60ZM61 16V17H62ZM67 16H68V13H67ZM7 17V16H6ZM12 17V18H13ZM38 17V16H37ZM42 17V16H41ZM44 17V16H43ZM70 17H72V16H69L68 17V19L70 18ZM17 18V17H16ZM60 18V17H59ZM66 18L67 17H65V20H66ZM7 19V20H6ZM8 19L9 18H5L3 21H8ZM13 19H15V17L13 18ZM12 19V20H13ZM42 19V18H41ZM55 20H56V18H54ZM2 20V19H1ZM11 20V19H10ZM58 20V19H57ZM59 20H61V19H59ZM62 20H64V18H62ZM1 23H2V21H1ZM4 23V22H3ZM5 24V23H4ZM4 24H2V25H4ZM161 26H159V28H160ZM21 28V27H20ZM162 28V27H161ZM6 29H8V28H6ZM163 29H162V31H163ZM4 30V29H3ZM9 30V29H8ZM20 30V29H19ZM157 30V29H156ZM160 30V29H159ZM7 31V30H6ZM2 32V31H1ZM9 32V31H8ZM4 34H5V32H3ZM9 33H11V32H9ZM164 32H162V34H163ZM0 34H2V33H0ZM15 34V33H14ZM156 34V33H155ZM161 34V35H162ZM167 34H170V33H167ZM166 34V35H167ZM7 35V34H6ZM8 35H10V34H8ZM159 35V34H158ZM160 35V36H161ZM2 36H3V34H2ZM163 36V35H162ZM9 37V36H8ZM163 38V37H162ZM161 38V39H162ZM164 38H166L165 37V34H164ZM169 38V37H168ZM151 39V38H150ZM167 39V38H166ZM165 39V40H166ZM155 40H156V38H155ZM160 40V39H159ZM159 40H156V41H159ZM164 40V39H163ZM164 40V41H165ZM161 41V40H160ZM183 41V42H182ZM43 42V41H42ZM41 42V43H42ZM152 42H154V41H152ZM151 42V43H152ZM27 44H26V47H27V45H29L28 44V42H26ZM45 43H47V42H45ZM52 43V42H51ZM51 43H50V45H51ZM147 43H148V40H147ZM155 43V42H154ZM67 44H68V42H67ZM30 45H32V44H30ZM45 45V44H44ZM49 45V44H48ZM39 46V45H38ZM37 46V47H38ZM54 46V45H53ZM71 46H73L72 44H71ZM71 46L69 47V50H70V48H71ZM146 46V45H145ZM25 47V48H26ZM42 47V46H41ZM43 47H45V46H43ZM47 47V46H46ZM52 47V46H51ZM55 48H56V46H54ZM67 47H68V45H67ZM28 48V47H27ZM33 48H36L34 45L32 46V48H30V50L32 49V53L30 54V55H33V56H30L27 52H26V55L24 56V59H26L25 57H27V61H26V63H28V65L30 66V65H34V66H38V67H40V69L38 68V71L39 70H42L43 71V69H45V67L43 68V69H41V67H43V65H45L46 67H48V65H50V64H53L52 62H56V63H58V61H56L55 59H56V55H58V54H54L55 52L57 53V50L55 51V49H54V53H51V51H50V53L52 54L51 56H48L47 54H45L43 51H45L47 48H44L45 50H41L44 54H45V56H47V57H45L44 56V54H43V57H42V55L41 54H39V55H41V56H39V55H37V52L35 53V51H33ZM39 48V47H38ZM50 47H48V49H49ZM73 48V47H72ZM40 49V48H39ZM42 49V48H41ZM53 49V48H52ZM66 49V48H65ZM10 50V49H9ZM29 50V49H28ZM29 50V51H30ZM66 50H68V48L66 49ZM72 50V49H71ZM26 51H27V49H26ZM41 51H39L38 53H40ZM47 51V50H46ZM33 52L35 53V56H34V54H33ZM46 53H49V51H47ZM55 56H54V55ZM63 54V53H62ZM69 54V53H68ZM67 54V55H68ZM27 55H29L30 56V58L27 56ZM74 55V54H73ZM226 55V56H227ZM55 57V59H54V57ZM60 56V55H59ZM71 56H72V53H71ZM75 56V55H74ZM248 56V57H247ZM259 56H258V58H259ZM262 56V55H261ZM264 56V55H263ZM65 57L67 58V56L65 55L62 59H64L65 60ZM221 57V58H220ZM225 57V56H224ZM237 57V56H236ZM235 57V58H236ZM239 57V58H240ZM254 57V56H253ZM256 57V56H255ZM254 57V58H255ZM14 58V57H13ZM54 59V61H52L53 59ZM58 58V57H57ZM60 58V59H61ZM70 58H72V57H70L69 56V62H70ZM74 58H76V57H74ZM83 58V57H82ZM234 58V59H235ZM238 58V59H239ZM246 58H244V59H242L243 61L246 59ZM252 58V57H251ZM254 58H252V59H254ZM264 58V57H263ZM262 58V59H263ZM10 59V58H9ZM73 59V58H72ZM71 59V60H72ZM77 59V58H76ZM224 59V58H223ZM226 59V58H225ZM237 59V58H236ZM251 59V60H252ZM255 59H257V58H255ZM260 60H261V58H259ZM258 59V60H259ZM11 60V59H10ZM15 60V59H14ZM18 60H19V63H18ZM21 60V61H20ZM75 60V59H74ZM73 60V61H74ZM79 60V59H78ZM173 60V61H172ZM259 60V61H260ZM264 60V59H263ZM262 60V61H263ZM5 61V60H4ZM3 61V63H5ZM16 61V60H15ZM14 61V62H15ZM63 61V60H62ZM73 61L72 62H70V64H73ZM219 61V60H218ZM223 61H225V60H223ZM223 61H222V59H221V63H223ZM239 61V60H238ZM245 61H247V60H245ZM244 61V62H245ZM261 61V62H262ZM14 62H12V60H11V63L12 64H14ZM20 62H21V64H23V65H25L26 67H27V64L25 63V62H23V59H17V65H20ZM54 62V63H55ZM60 62H61V60H60ZM59 62V64L61 65V63ZM66 62H67V60H66ZM75 62V61H74ZM217 62V61H216ZM215 62V63H216ZM233 62V61H232ZM242 62V61H241ZM250 62V61H249ZM253 62V61H252ZM10 63V62H9ZM25 63V64H24ZM55 63V64H56ZM68 63V62H67ZM215 63H214V66H215ZM218 63V62H217ZM216 63V64H217ZM220 62H219V64L220 65H222ZM234 63H235V61H234ZM237 63V62H236ZM248 63V62H247ZM256 63V62H255ZM260 63V62H259ZM258 63V64H259ZM2 64V63H1ZM12 64H10L9 66H13ZM16 64V63H15ZM54 64V65H55ZM70 64H68V65H70ZM108 64V63H107ZM107 64H104V63H102V62H100V63H98L95 67H92V68H89V69H87V70H85L84 72H82V73H79L80 74V77L77 75V77L75 76L73 79H72V77L71 76H69V75H73V74H75L76 73V71L73 73V74H66L67 76H68V79H69V77L72 79V83L70 82L71 80L69 79H65V78H63L62 76H58V78H56V79H58L59 80V78H61L62 77V79H64V80H68L69 81V83L67 84V81L65 82L64 80V83L65 84H63L60 80V82L63 84H59V82L57 81V83L61 86V87H58V86H54V85H51V84H53V83H51L50 85L51 86H53V87H49L48 89H47V86L45 87L46 88V90H44V89H42V88H44V86H42V90H44V91H40L41 93H39V95L37 94V93H35V94H37L36 96V98H33L32 96L29 98L30 100H33V101H30V100H27V101H30V102H28L29 104H28V106L32 103V105H31V107L33 108V107H35L36 105H37V107L39 108V104H40V107H41V105L42 104H46V105H48V106H50V104H48V102L51 100V99H53V97H55L56 98V96H58V95H60V94H62V95H60V97L61 96H63V95H65V100H66V102L69 104V105H71L72 107H76L75 109H76V111L78 110L77 108H82V109H80V110H84L85 112H87L86 110H91V111H93V107H94V105L93 104H91L90 103V101H88L87 99V97H84V96H86V94H84L85 93V90L84 91H80V94L82 93V92H84L83 93V96L81 95L80 96V94L78 95L77 94V92H75V90L73 89L74 88V86L75 85H78V84H84V86H86L85 85V83L88 85V81L87 82H85V83H82L83 81H85V80H87V79H90V80H92L93 81V79H94V77L95 76H99V72H103V71H105V70H109V67H110V65H107ZM111 64V63H110ZM150 64H152V63H144V64H139L138 62H136V61H133V60H129V59H126L123 63H122V67L123 68H128V71H130L129 70V68L130 69H132V68H138V67H149V65ZM211 64H213V63H211ZM219 64H217L218 66H219ZM239 64H240V62H239ZM242 65H243V63H241ZM240 64V65H241ZM249 64V63H248ZM247 64V65H248ZM261 64V63H260ZM263 64V63H262ZM4 64H2V66H3ZM8 65V64H7ZM7 65H6V63H5V65L2 67V66H0V67H2L3 68V72L6 70H4V68H6L7 67ZM22 65V66H23ZM57 66H59L58 64H56ZM63 65V64H62ZM67 65V64H66ZM66 65H64V67L66 66ZM68 65H67V67H68ZM112 65V64H111ZM113 65H115V64H113ZM120 65H119V68H120ZM216 65V66H217ZM232 65V64H231ZM230 65V66H231ZM245 65V64H244ZM246 65V66H247ZM251 66H252V64H250ZM255 65V64H254ZM6 66V67H5ZM33 66V67H34ZM50 66H53V65H50ZM73 66V65H72ZM72 66H71V68H72ZM117 66V65H116ZM152 66V65H151ZM154 66H156V65H154ZM153 66V67H154ZM208 67V68H205L204 69V67ZM213 66V65H212ZM217 66V67H218ZM234 66V65H233ZM237 66H239V65H237ZM245 66V67H246ZM259 66V65H258ZM16 68L14 69L13 68V72H11L12 71V69H7V70H9V71H6L5 73L9 76H7V78L8 79H10V78H14V76H21V74L22 73H20V71H21V69L19 68V70H18V67L17 66H15ZM20 67H21V65H20ZM54 67V66H53ZM53 67H51L52 69H53ZM70 67V66H69ZM74 67V66H73ZM112 67V66H111ZM121 67V68H122ZM240 68H242L241 66H239ZM244 67V66H243ZM248 67V66H247ZM256 67H257V64H256ZM256 67H255V69H256ZM30 68H32V67H30ZM50 68V67H49ZM50 68V69H51ZM113 68V67H112ZM116 68V67H115ZM121 68L119 69V70H121ZM213 68L214 67H212L211 69H209V70H213ZM219 68V67H218ZM225 68V67H224ZM227 68V67H226ZM229 68V67H228ZM227 68V69H228ZM264 68V67H263ZM262 68V69H263ZM24 69H25V67H24ZM48 69V68H47ZM46 69V70H47ZM50 69H48L47 71H49ZM57 69V68H56ZM60 69V68H59ZM62 69H63V67H62ZM111 69V68H110ZM238 69V68H237ZM261 69V68H260ZM1 71H2V69H0ZM28 70V69H27ZM32 70V69H31ZM34 70V69H33ZM55 70V69H54ZM67 70V69H66ZM107 70V71H108ZM124 70V69H123ZM223 70V69H222ZM222 70H221V73H222ZM232 70H234V68L232 69ZM231 70V71H232ZM235 70H236V68H235ZM244 70V69H243ZM254 70V69H253ZM257 70V69H256ZM1 71H0V73H1ZM23 71V70H22ZM21 71V72H22ZM28 71H30V69L28 70ZM35 71H37V69H35ZM45 71V70H44ZM52 71V70H51ZM58 72H60V70H57ZM56 71V72H57ZM63 71V70H62ZM61 71V73H63ZM67 71H69V70H67ZM67 71H65V73L67 72ZM127 71V70H126ZM207 71V70H206ZM214 71H215V69H214ZM225 69H224V73H225ZM261 71V70H260ZM26 72V71H25ZM39 72H41V71H39ZM50 72V71H49ZM120 72V71H119ZM122 72V71H121ZM212 72V74H213V71H211ZM210 72V73H211ZM217 72V71H216ZM226 72H230V71H226ZM254 72V71H253ZM5 73H3L4 75H5ZM36 73V72H35ZM60 73V74H61ZM67 73H69V72H67ZM116 73H118V72H116ZM199 73H201L200 75H199ZM205 73H208V77L209 78H211V74L209 73V72H205ZM205 73H204V78L206 77L205 76ZM218 73V75H219V72H217ZM217 73H215L214 72V74H217ZM221 73H220V75H221ZM224 73H223V75H224ZM233 73H235V72H233ZM232 73V74H233ZM250 73V72H249ZM2 74V76L3 77H5L4 75ZM20 74V75H19ZM26 74V73H25ZM30 74V73H29ZM28 74V75H29ZM34 74V73H33ZM42 74H44V73H42ZM46 74V73H45ZM48 74V73H47ZM46 74V75H47ZM110 74V73H109ZM115 74V73H114ZM167 74V75H166ZM209 74H210V76H209ZM227 74H229V73H227ZM231 74V75H232ZM252 74V71H251V73H250V75ZM254 74V73H253ZM252 74V75H253ZM1 75V74H0ZM31 75V74H30ZM35 75V74H34ZM37 75V74H36ZM41 74H39V76H40ZM48 75H50V73L48 74ZM48 75H47V78H48ZM53 77L55 76V75H58V74H51ZM62 75V74H61ZM63 75H65V74H63ZM65 75V76H66ZM105 75V74H104ZM166 75V76H165ZM201 75V76H202ZM252 75H251V77H252ZM255 75H257V74H255ZM259 75H260V73H259ZM264 75V74H263ZM25 76H27V75H25ZM24 76V77H25ZM98 76H97V78H98ZM103 76V75H102ZM108 76V75H107ZM112 76V75H111ZM187 76V77H188ZM193 76V77H194ZM214 76V75H213ZM217 75H215V77H216ZM226 76V74L224 75V77ZM228 76H230V75H227V77ZM232 76H236V75H232ZM231 76V77H232ZM2 77V78H3ZM24 77H21V78H23L24 79ZM31 77V76H30ZM33 77V76H32ZM38 77V76H37ZM43 77V76H42ZM42 77H40V78H42ZM49 77H51V76H49ZM100 77H101V74H100ZM105 77V76H104ZM215 77H213V78H215ZM218 77H220V76H218ZM222 77V76H221ZM220 77V78H221ZM224 77H222V78H224ZM227 77H225V78H227ZM250 77V78H251ZM256 77V76H255ZM264 77V76H263ZM7 78H4V79H7ZM27 78V77H26ZM29 78V77H28ZM27 78V79H28ZM67 78V77H66ZM93 78V79H92ZM103 77H101V79H102ZM107 78V77H106ZM109 78V77H108ZM230 78V77H229ZM229 78H227V79H225V82L227 81V80H229ZM233 78V77H232ZM235 78V77H234ZM240 78V77H239ZM249 78V79H250ZM262 78V77H261ZM1 79V78H0ZM4 79L2 80L1 79V81H3V83H4ZM7 79V80H8ZM16 79V78H15ZM18 79V78H17ZM34 79H36L35 77H34ZM38 79V78H37ZM54 79V78H53ZM78 79V80H77ZM96 79V78H95ZM143 79V78H142ZM252 79V78H251ZM256 79V78H255ZM99 80V79H98ZM103 80H104V78H103ZM143 80H145V79H143ZM203 80V79H202ZM201 80V81H202ZM209 80V79H208ZM207 80V81H208ZM215 80H218L219 81V84L217 85V86H219L221 83H223L224 82V80L222 81L221 79V83H220V80L217 78V79H215ZM233 80V79H232ZM244 80V79H243ZM253 80V79H252ZM14 81V79L12 80V79H10L9 80V82L6 84V83H4V84H2V82H0V88H1V90L2 91H0V92H4V93H9L10 91V87L12 86V85H14L13 83H15V81ZM30 81V80H29ZM31 81H32V79H31ZM53 81V80H52ZM97 81V80H96ZM145 81H147L148 82V80H145ZM204 81H205V79H204ZM213 81V80H212ZM212 81H211V83H212ZM217 81V82H218ZM251 80H249V82H250ZM16 82H17V80H16ZM19 82V81H18ZM33 82H34V80H33ZM101 82V81H100ZM99 82V83H100ZM155 82V81H154ZM230 82V81H229ZM244 82V81H243ZM253 83H254V81H252ZM258 82V81H257ZM10 83H12V85L10 86ZM24 83H26V82H24ZM71 83V84H70ZM94 83H96V82H94ZM97 83H98V81H97ZM208 83H209V81H208ZM227 83H228V81H227ZM231 83V82H230ZM248 83V82H247ZM8 84H9V86H8ZM23 84V83H22ZM55 84V83H54ZM93 84V83H92ZM145 84V85H144ZM215 84V82H213V84L212 85H214ZM256 84V83H255ZM262 84H264V83H262ZM6 85H7V87H9V90H7L6 88H4V87H6ZM16 85V84H15ZM14 85V86H15ZM18 85V84H17ZM16 85V86H17ZM24 85V84H23ZM49 85V84H48ZM56 85V84H55ZM64 85H67V86H64ZM94 85V84H93ZM93 85H92V87H93ZM133 85V84H132ZM144 85V86H143ZM224 85V84H223ZM237 85V84H236ZM252 85V84H251ZM254 85V84H253ZM2 86V87H1ZM14 86H12V87H14ZM22 86V85H21ZM79 86V85H78ZM128 86V85H127ZM209 86V85H208ZM221 86V85H220ZM219 86V87H220ZM247 86V85H246ZM12 87H11V89H12ZM80 87H82L81 85H80ZM87 87H89V86H87ZM86 87V88H87ZM90 87H91V85H90ZM91 87V88H92ZM125 87V86H124ZM130 87V86H129ZM128 87V88H129ZM133 87V86H132ZM132 87H130V88H132ZM138 87V86H137ZM210 87L212 88V86L210 85ZM215 87V86H214ZM248 87H250V86H248ZM252 87V86H251ZM255 87V86H254ZM3 88V89H2ZM17 88V87H16ZM83 88V87H82ZM122 88H123V84H122ZM221 88H222V86H221ZM224 88V87H223ZM256 88V87H255ZM4 89H5V91H4ZM15 89V88H14ZM18 89V88H17ZM72 89H73V91H72ZM76 89H78V88H76ZM81 89V88H80ZM88 89H90V88H87L86 89V91L88 90ZM94 89H95V87H94ZM93 89V90H94ZM96 89H97V85H96ZM100 89V88H99ZM213 89V88H212ZM81 90H83V89H81ZM126 90H128V89H126ZM133 90V89H132ZM131 90V91H132ZM7 91V92H6ZM15 91V90H14ZM78 91H79V89H78ZM97 91H99V90H97ZM97 91H96V93H97ZM121 91V92H120ZM119 92L120 93H122V90H120ZM131 91H130V93H131ZM134 91V90H133ZM87 92H89V90L87 91ZM123 92H124V90H123ZM126 92V91H125ZM137 92V91H136ZM242 92V91H241ZM245 92V91H244ZM10 93H12V90H11V92ZM93 93H95V92H93ZM93 93H91V94H93ZM95 93V94H96ZM253 93V92H252ZM34 94V95H35ZM94 94V95H95ZM99 94V93H98ZM117 94H119V93H117ZM124 94V93H123ZM244 94V93H243ZM254 94V93H253ZM88 95L90 96V94L88 93ZM93 96V95H92ZM116 96H118V95H116ZM253 96V95H252ZM251 96V97H252ZM60 97L58 96L57 98H59L60 99ZM91 97V96H90ZM95 97H96V95H95ZM249 97V96H248ZM85 98H87V99H85ZM94 98V97H93ZM93 98H90V99H93ZM116 98V97H115ZM118 98L119 97H117V100H118ZM121 98V97H120ZM124 98V97H123ZM257 98V97H256ZM55 99H53V101H54ZM62 100V99H61ZM248 100H249V98H248ZM254 100H255V98H254ZM36 101V102H35ZM96 101V100H95ZM256 101V100H255ZM118 102V101H117ZM119 102H120V100H119ZM25 103H27V102H25ZM117 104V103H116ZM23 105H25V104H22V108L21 109H23ZM46 105H42V106H44L45 108H46V110H50V109H52V107L51 108H48V106L46 107ZM27 106V104L25 105V107H28ZM53 106V105H52ZM249 106V105H248ZM24 107V108H25ZM31 107H29V108H25V109H23V110H20V111H14V112H1L0 111V121H2V122H4L6 119H7V121H9L8 119H10V118H12V116L14 117L13 119H15L18 115H16V114H20V113H22V112H24L25 113V115H26V112H28L29 111V109H31ZM250 107V106H249ZM36 108V107H35ZM48 108V109H47ZM124 108V109H125ZM20 109V108H19ZM39 109H42V108H39ZM133 109V108H132ZM18 110V109H17ZM32 112H34V110H31ZM30 111V113H32ZM36 111V110H35ZM40 111H42V110H40ZM43 111H45V109L43 110ZM43 111L41 112V113H43ZM51 111V110H50ZM53 111V110H52ZM52 111H51V113H52ZM55 111V110H54ZM74 111V110H73ZM75 111V112H76ZM47 113V112H46ZM54 113V112H53ZM52 113V114H53ZM74 113V112H73ZM88 113L90 114V111H88ZM47 114H49V112L47 113ZM56 114V113H55ZM14 115H16V117L14 116ZM23 115V114H22ZM22 115H19L21 118H23L24 116H22ZM29 115V112L27 113V116ZM43 116H44V113L42 114ZM58 115V114H57ZM57 115H53L54 117V119L56 118V116ZM43 116H42V118H41V120L42 119H44L43 118ZM49 116V118H50V116H52L51 114L50 115H48ZM52 118V117H51ZM91 118H92V115H91ZM90 118V119H91ZM94 118L95 117H93L92 118V120H94ZM13 119H11V120H13ZM18 118H16V120H17ZM45 119H46V116H45ZM44 119V121L45 122H47L46 120ZM57 119H58V117H57ZM90 119H88V120H90ZM106 119V118H105ZM4 120V121H3ZM21 120V119H20ZM51 120H53V119H51ZM76 120V119H75ZM6 121V122H7ZM54 121V120H53ZM52 121V122H53ZM56 121V120H55ZM77 121V120H76ZM99 121V120H98ZM97 121V122H98ZM106 121V120H105ZM107 121H108V118H107ZM199 121V120H198ZM14 122H16V121H14ZM49 122V121H48ZM57 122H59V121H56L55 123H56V125L57 124H59V123H57ZM61 122V121H60ZM100 122V121H99ZM50 123V122H49ZM49 123H47L48 125H47V127L46 128H48V126H49ZM93 123V122H92ZM96 123V122H95ZM205 123V122H204ZM94 124V123H93ZM100 124V123H99ZM104 123H102V126H104L103 125ZM205 125V124H204ZM51 126V125H50ZM49 126V127H50ZM59 126V125H58ZM101 126V125H100ZM101 126V127H102ZM105 126H106V124H105ZM203 126V125H202ZM18 127V126H17ZM17 127H15L16 129H17ZM57 127V126H56ZM56 127H53V128H56ZM61 127V126H60ZM60 127H59V130H60ZM205 127V126H204ZM13 128H14V126H13ZM12 128V129H13ZM19 128H20V126H19ZM25 128V127H24ZM99 128V127H98ZM200 128H202V127H200ZM11 129V128H10ZM15 129V130H16ZM22 129H23V127H22ZM26 129V128H25ZM49 130H50V128H48ZM47 129V130H48ZM18 130V129H17ZM20 130V129H19ZM18 130V131H19ZM11 131V130H10ZM20 131H24V130H20ZM51 132L52 131H54V129H52V130H50ZM50 131H48V132H50ZM55 131H56V129H55ZM14 132H16V131H14ZM22 132H21V134H22ZM27 132V131H26ZM26 132L25 133H23V134H26ZM51 132L49 133L50 135H51ZM57 132H58V130H57ZM12 133V132H11ZM17 133H20V132H17ZM12 134H14V133H12ZM44 134V133H43ZM94 134V133H93ZM19 135V134H18ZM18 135H17V137H18ZM47 135V134H46ZM15 136V135H14ZM49 136V135H48ZM13 136H11V138H12ZM24 137V136H23ZM25 137H26V135H25ZM44 137V136H43ZM89 137V136H88ZM87 137V138H88ZM15 138H16V136H15ZM14 138V139H15ZM87 138H85V140L87 139ZM90 138V137H89ZM92 138H94L93 136H92ZM26 139V138H25ZM41 139H43V138H41ZM45 139H48L47 138V136H46V138H44V140ZM49 139H51V137H49ZM53 139V138H52ZM52 139H51V141H47V143H46V147L47 148H45V149H49V150H51V151H53V153H51V154H54L55 156H54V158H52V157H50V158H52V160H48L46 157V155L45 154H43V152H44V150H42L40 147L39 148H37L38 146V142L37 143H35L36 144V148H35V150H33L32 152H29V149H28V153L27 154H24V155H20V157L18 156L17 157V155H19L20 154V152H19V154H17L16 155V159L15 158H13L11 161L9 160H6V161H8V163L6 162V164H5V162L4 163H2L4 166H1V164H0V196H1V198L0 199H3L2 197H4L6 200H7V202L10 204V206H12V208L14 207V209L16 210V212H18L19 214H21V216L23 217V216H31V215H38V214H50V213H52L53 211H54V209H56V208H58L61 204H62V202L63 201H66V199H68L69 197L71 198V196H73V194H75V193H77V192H79V191H85V190H88V189H90V188H92V187H95V185H97V187H100V188H103V189H105L106 187H107V185H106V183H104L103 181L104 180H100V179H98V178H96L95 177V174H94V172H93V170L94 169H92V167L93 166H91V158L93 159V155L95 154V152H96V149L98 148L97 147V143L99 142L98 141V139H92L91 141H90V139H89V141L88 142H82V143H80V141H79V144H77V145H75V146H71V147H69L68 148V150H60V145H59V141H57V140H55V141H52ZM1 140V139H0ZM11 140V139H10ZM20 140V139H19ZM22 140V139H21ZM43 140V141H44ZM84 140V139H83ZM100 140V139H99ZM7 141V140H6ZM5 141V142H6ZM9 141V140H8ZM14 141V140H13ZM87 141V140H86ZM98 141V142H97ZM19 142H21V141H19ZM25 142V141H24ZM8 143V142H7ZM6 143V144H7ZM42 143V142H41ZM44 143H45V141H44ZM73 143V142H72ZM100 143V142H99ZM0 144H1V142H0ZM20 144V143H19ZM35 144H33V145H35ZM85 144H87V147H85ZM176 144L178 145V143L176 142ZM13 145V144H12ZM32 145V144H31ZM31 145L29 146V148L31 147ZM32 145V146H33ZM175 145V144H174ZM14 146H16L15 145V143H14ZM39 146H41L40 144H39ZM42 146H43V144H42ZM173 147H176V146H173ZM2 148V147H1ZM7 148V147H6ZM8 148H10V146L8 147ZM32 148H34V146L32 147ZM31 148V149H32ZM178 148V147H177ZM13 149V148H12ZM14 149H16V148H14ZM25 149V148H24ZM23 149V150H24ZM65 149V148H64ZM8 150V149H7ZM10 150V149H9ZM22 150V152H24L25 153V151H23ZM26 150V149H25ZM12 151V150H11ZM47 151V150H46ZM57 151H59V152H57ZM60 151H66V153L64 154V152H63V154L62 153H60ZM67 151H68V153H67ZM174 151H176V149L174 150ZM179 151V150H178ZM182 151V150H181ZM5 152H7V151H5ZM10 152V151H9ZM13 152V151H12ZM27 152V151H26ZM171 152L173 153V151L171 150ZM177 152V151H176ZM183 152V151H182ZM181 152V153H182ZM185 152V151H184ZM264 152V151H263ZM11 153V152H10ZM45 153V152H44ZM161 153V152H160ZM179 154H180V151H179ZM184 154V156H186L185 155V153H183ZM261 156H263V154H262V151H261ZM7 155H9V154H7ZM48 155H50V154H48ZM149 155V154H148ZM173 155V154H172ZM171 155V156H172ZM0 156H2V155H0ZM5 156V155H4ZM53 156V155H52ZM162 156V155H161ZM173 156H175V154L173 155ZM260 156V155H259ZM260 156V157H261ZM147 157V156H146ZM145 157V158H146ZM178 157H180V156H178ZM177 157V158H178ZM187 157V156H186ZM257 157V156H256ZM9 158H11V157H9ZM143 158V157H142ZM181 158V157H180ZM179 158V159H180ZM188 158H190V157H188ZM259 158V157H258ZM95 159V158H94ZM93 159V160H94ZM144 159V158H143ZM172 159H173V157H172ZM187 159V158H186ZM146 160V159H145ZM154 160H157V159H154ZM171 160V159H170ZM177 160V159H176ZM191 160V159H190ZM238 160V159H237ZM251 160V159H250ZM253 160V159H252ZM262 160L263 159H261L260 161V163H262ZM95 161V160H94ZM152 161V160H151ZM175 161V160H174ZM181 161V160H180ZM180 161H179V163H180ZM247 160H245V162H246ZM249 161V160H248ZM258 160H256V162H257ZM146 162V161H145ZM175 162H177V161H175ZM237 162V161H236ZM252 162V161H251ZM255 162V163H256ZM264 162V161H263ZM122 163V162H121ZM148 163V162H147ZM174 163V162H173ZM182 163H183V161H182ZM235 163V162H234ZM248 163V162H247ZM247 163H246V165H247ZM258 163V162H257ZM257 163H256V165H257ZM136 164V163H135ZM187 164V163H186ZM185 164V165H186ZM213 164V163H212ZM254 164V163H253ZM253 164H252V167H251V163L249 164L250 165V167L251 168H253ZM146 165V164H145ZM158 165V164H157ZM177 165H179V164H177ZM245 165V164H244ZM248 165V166H249ZM255 165V164H254ZM127 166V165H126ZM138 166V165H137ZM154 166H156V165H154ZM182 166H184V165H182ZM209 166H210V164H209ZM208 166V167H209ZM248 166H246L247 168H249ZM174 167V166H173ZM236 167H237V165H236ZM246 167H245V169H246ZM258 167V166H257ZM127 168V167H126ZM139 168V167H138ZM141 168L142 167H140L139 169H140V172H141ZM146 168H147V166H146ZM158 168V167H157ZM207 168V167H206ZM210 168V167H209ZM250 168V169H251ZM261 168H262V166H261ZM260 168V169H261ZM137 169V168H136ZM169 169V168H168ZM179 169H180V167H179ZM213 169V168H212ZM241 169V168H240ZM243 169V168H242ZM249 169V171H251V172H253V169L252 170H250ZM125 170V169H124ZM142 170H143V168H142ZM156 170V169H155ZM161 170V169H160ZM162 170H164V169H162ZM211 170V169H210ZM246 170H248V169H246ZM259 170V169H258ZM126 171V170H125ZM169 171V170H168ZM171 171V170H170ZM175 171V170H174ZM263 171H264V168H263ZM144 172V171H143ZM160 172V171H159ZM166 172V171H165ZM208 172V171H207ZM248 172V171H247ZM246 172V173H247ZM258 172V171H257ZM129 173V172H128ZM128 173H126V172H124V171H120V170H118V171H116V176H117V178L118 179H120V181L121 182H123V183H125V184H129V185H131V184H133L134 183V180H133V178L131 177V175L130 174H128ZM132 173V172H131ZM153 173H155L154 172V168H152V174ZM161 173V172H160ZM164 173V172H163ZM190 173V172H189ZM210 173V172H209ZM245 173V171H244V174H246ZM258 173H260V172H258ZM262 173V172H261ZM137 174H139V172L137 173ZM141 174V173H140ZM149 174V173H148ZM175 174V173H174ZM212 174V173H211ZM211 174H209V175H211ZM248 174V173H247ZM257 174V173H256ZM147 175V174H146ZM171 175V174H170ZM179 175V174H178ZM249 175V174H248ZM261 175V174H260ZM76 176V178L73 180V177H75ZM97 176V175H96ZM140 176V175H139ZM139 176H137V178L139 177ZM160 176V175H159ZM204 176V175H203ZM257 176V175H256ZM264 175H262V177H263ZM155 178V177H154ZM166 178V177H165ZM168 178H169V176H168ZM210 178H212V176L210 177ZM249 178V177H248ZM255 178V177H254ZM258 178V177H257ZM256 178V179H257ZM102 179V178H101ZM138 179H140V178H138ZM161 179V178H160ZM159 179V180H160ZM250 179H252L251 177H250ZM144 180V179H143ZM148 180V179H147ZM167 180V179H166ZM247 180H249V179H247ZM259 180V179H258ZM262 180V179H261ZM137 181H139V180H137ZM156 181H158V178H157V180ZM165 181V180H164ZM254 181V180H253ZM260 181V180H259ZM264 181V180H263ZM262 181V182H263ZM135 182H136V180H135ZM140 182V181H139ZM161 182V181H160ZM256 182V181H255ZM155 183H157V182H155ZM162 183V182H161ZM165 183V182H164ZM164 183H162L163 185H164ZM210 183H212V182H210ZM258 183V182H257ZM257 183H255V185L257 184ZM136 184V183H135ZM140 184H141V182H140ZM147 184H148V182H147ZM157 184H159V182L157 183ZM162 184H160L161 186H162ZM209 184V183H208ZM251 184V183H250ZM144 185V184H143ZM212 185V184H211ZM253 185V184H252ZM260 185V184H259ZM111 186V185H110ZM121 186V185H120ZM159 186V185H158ZM205 186V185H204ZM257 186V185H256ZM263 186V185H262ZM123 187H125V186H123ZM146 187V186H145ZM155 187V186H154ZM210 187H212V186H210ZM222 187V186H221ZM249 187V186H248ZM252 187V186H251ZM253 187H254V185H253ZM252 187V188H253ZM259 187V186H258ZM109 188V187H108ZM142 188V187H141ZM164 188H165V185H164ZM260 188H261V186H260ZM259 188V189H260ZM96 189V188H95ZM136 189V188H135ZM212 189V188H211ZM225 189V188H224ZM227 189V188H226ZM257 188H255V191L257 192V190H256ZM262 189V188H261ZM260 189V190H261ZM101 190V189H100ZM141 190V189H140ZM149 190V189H148ZM155 190V189H154ZM157 190V189H156ZM162 190V189H161ZM260 190H258V191H260ZM89 191V190H88ZM91 191V190H90ZM103 191V190H102ZM105 191V190H104ZM244 191V190H243ZM249 191H250V189H249ZM117 192V191H116ZM129 192V191H128ZM154 192V191H153ZM210 192V191H209ZM248 192V191H247ZM254 192V191H253ZM81 193V192H80ZM79 193V194H80ZM88 193V192H87ZM95 193V192H94ZM93 193V194H94ZM97 193V192H96ZM99 193H100V191H99ZM120 193H121V191H120ZM119 193V194H120ZM157 193H159V191H157ZM221 193H223V192H221ZM257 193H259V192H257ZM261 193V192H260ZM260 193H259V195H260ZM78 194V193H77ZM115 194V193H114ZM117 194V193H116ZM115 194V195H116ZM164 194V193H163ZM213 194H215V193H213ZM224 194H225V192H224ZM226 194H229V192L227 193L226 192ZM232 194V193H231ZM240 194V193H239ZM244 194V193H243ZM245 194H246V191H245ZM249 194H251V192L249 193ZM100 195V194H99ZM147 195V194H146ZM152 196H153V194H151ZM155 195V194H154ZM219 195V194H218ZM233 195V194H232ZM231 195V196H232ZM237 195H238V193H237ZM241 195H242V193H241ZM252 195V194H251ZM256 195V198H257V196L260 198V196L259 195H257V194H255ZM263 195V194H262ZM77 196V195H76ZM90 196V195H89ZM98 196V195H97ZM112 196V195H111ZM118 196V195H117ZM123 196V195H122ZM126 196V195H125ZM141 196V195H140ZM149 196V195H148ZM219 196H221V195H219ZM243 196H245V195H242V197ZM249 196V195H248ZM252 196H254V194L252 195ZM251 196V197H252ZM75 197V196H74ZM91 197V196H90ZM99 197H101V196H99ZM144 197V196H143ZM154 197V196H153ZM161 197H162V193H161ZM229 197V196H228ZM233 197V196H232ZM255 197V196H254ZM261 197H264V196H261ZM157 198V197H156ZM159 198V197H158ZM212 198V197H211ZM214 198V197H213ZM227 198V197H226ZM230 198V197H229ZM228 198V199H229ZM235 198H236V196H235ZM238 198V197H237ZM241 198V197H240ZM239 198V199H240ZM4 199V200H5ZM75 199V198H74ZM86 199V198H85ZM98 199V198H97ZM108 199V198H107ZM110 199V198H109ZM149 199V198H148ZM223 199V198H222ZM232 199H234V198H232ZM244 199H246V197L244 198ZM252 199V198H251ZM76 200V199H75ZM95 200H96V198H95ZM103 199L101 198V200L100 201H102ZM124 200H125V198H124ZM127 200V199H126ZM219 200V199H218ZM218 200H216V201H218ZM225 200V199H224ZM230 200V199H229ZM236 200V199H235ZM238 200V199H237ZM236 200V201H237ZM259 200V199H258ZM72 201V200H71ZM79 201H81V200H79ZM100 201L98 200V202L100 203ZM231 201V200H230ZM240 201H242L241 199H240ZM244 201V200H243ZM249 202H250V200H248ZM253 201V200H252ZM256 201L257 200H255V203H256ZM3 202V201H2ZM89 202V201H88ZM103 202H105V200L103 201ZM102 202V203H103ZM212 202H213V200H212ZM225 202V201H224ZM223 202V203H224ZM227 202V201H226ZM225 202V203H226ZM1 203V202H0ZM71 203H73V202H71ZM75 203V202H74ZM81 203V202H80ZM87 203V202H86ZM91 203V202H90ZM92 203H93V201H92ZM106 203V202H105ZM124 203V202H123ZM129 203V202H128ZM137 203V202H136ZM152 203V202H151ZM217 203V202H216ZM216 203H215V206H216ZM224 203V204H225ZM229 203V202H228ZM233 203V202H232ZM240 202H238V204H239ZM254 203V202H253ZM258 203V205H259V208H263L264 209V200L262 199V200H260V201H258L257 202ZM256 203V204H257ZM84 204H85V202H84ZM133 204V203H132ZM139 204V203H138ZM148 204V203H147ZM209 204V203H208ZM219 204H220V202H219ZM223 204V205H224ZM230 204H231V202H230ZM233 204H235V203H233ZM233 204H231V205H233ZM238 204L236 205V206H238ZM250 204V203H249ZM64 205V204H63ZM71 205H73V204H71ZM87 205H88V203H87ZM93 205V204H92ZM91 205V206H92ZM95 205V204H94ZM104 205V204H103ZM105 205H107L108 206V204H105ZM151 205V204H150ZM153 205V204H152ZM213 205V204H212ZM218 205V204H217ZM242 205V204H241ZM240 204H239V206H241ZM257 205V206H258ZM4 206V205H3ZM68 207H69V204L67 205ZM100 206V205H99ZM110 206V205H109ZM108 206V207H109ZM132 206V205H131ZM139 206V205H138ZM144 206V205H143ZM146 206V205H145ZM206 206V205H205ZM226 206V205H225ZM228 206H230V205H228ZM242 206H245V205H242ZM247 206V205H246ZM250 206V205H249ZM248 206V209L250 208ZM256 206V207H257ZM2 207V206H1ZM67 207V208H68ZM102 207V206H101ZM112 207V206H111ZM126 207V206H125ZM136 207V206H135ZM207 207V206H206ZM210 207V206H209ZM218 207H220L219 205H218ZM233 207H235L234 205H233ZM252 207H253V205H252ZM254 207H255V205H254ZM74 208V207H73ZM104 208V207H103ZM127 208V207H126ZM150 208H151V206H150ZM215 208V207H214ZM214 208H212V209H214ZM224 208V207H223ZM228 208V207H227ZM231 208V207H230ZM242 208V207H241ZM258 209V212H260L261 210H263V209ZM109 209H111V208H109ZM146 209V208H145ZM144 209V210H145ZM209 209V208H208ZM218 209V211H219V208H217ZM226 209V208H225ZM232 209V208H231ZM238 209L239 210H235V208H234V210L235 211H237L236 213H237V216H233V215H231L232 216V219L234 220H232L233 222H236V225H238V227H239V225H240V227H241V229H242V232L241 233H238L237 234V231L236 230H238V232H239V230L240 229H236V228H233V227H236V226H233V225H235V224H232V221L230 220V218H229V220L230 221H227V216H230V214H228L227 216L226 215H224V214H226V213H224L223 215H224V217H222V216H219V215H221V214H219V213H221V212H217L218 214H217V216L215 217L216 218V222L217 223H222V222H228V224L230 223V227L229 228H231V229H229L228 227H225V229H227V230H229L228 232L227 231H223V230H221V229H219L218 227L219 226H216V229H214V232H212V235L214 234V239H213V241L211 242L212 244L211 245H209L208 246V248L205 246V248L202 246V248H204L205 249V251H204V253H206L205 255L206 256H208V262H207V264H234L235 263V261L237 260L238 262V264H241V263H239V259L241 258V256H243V255H245L246 253H245V251H241L240 250V248L241 249H243V247L244 246H242V245H244V244H240V242H242V243H245L246 241L245 240H247V241H249V237H244L243 236V234L245 235V236H248V234L250 233V237H254L255 236V238L256 237H260L261 235H258V234H264V233H262V232H264V230L261 232L260 230H262V229H260L259 231H260V233H259V231H258V236H256L255 235V233H257V230H256V228L258 227V225H257V227L256 228H253L254 230H256V231H254V236L252 235V233H253V231H252V233H251V230H253V229H249L250 230V232H249V230H248V227H247V221L245 222L244 221V219H246L245 217L247 216V214L248 213H246V211L245 210H248L247 208L244 210L245 212H243V211H241V210H243V209H241L240 210V208L238 207ZM254 208H252V210H253ZM3 210V209H2ZM71 210V209H70ZM101 210V209H100ZM104 210V209H103ZM129 210H130V208H129ZM134 210V209H133ZM137 210V209H136ZM139 210V209H138ZM137 210V211H138ZM251 210V211H252ZM255 210V209H254ZM7 211V210H6ZM5 211V212H6ZM137 211H135V213L137 212ZM143 211V210H142ZM146 211V210H145ZM217 211V210H216ZM223 211V210H222ZM232 211H233V209H232ZM234 211V212H235ZM238 211H241V213H246L245 215L246 216H244V214H243V216H244V218L242 219V216H241V214L239 215V213H238ZM256 211V210H255ZM255 211H254V213H255ZM264 211V210H263ZM263 211H261L263 214H264V212ZM1 212V211H0ZM57 212V211H56ZM61 212H62V210H61ZM111 212H113V211H111ZM117 212V211H116ZM126 212V211H125ZM129 212V211H128ZM130 212H132V210H130ZM139 212V211H138ZM209 212V211H208ZM224 212H228V209H227V211H224ZM249 212V211H248ZM257 212V213H258ZM260 212V213H261ZM4 213V212H3ZM8 213V212H7ZM72 213V212H71ZM133 213V212H132ZM150 213V212H149ZM204 213V212H203ZM229 213H231V210H230V212ZM256 213V214H257ZM1 214H2V212L0 213V216H1ZM9 214V213H8ZM61 214V213H60ZM110 214V213H109ZM112 214V213H111ZM114 214V213H113ZM123 214V213H122ZM138 214V213H137ZM136 214V215H137ZM139 214H140V212H139ZM141 214H143V213H141ZM141 214H140V216H141ZM145 214V213H144ZM205 214V213H204ZM232 214H234V213H232ZM253 214V213H252ZM10 215V214H9ZM13 215V214H12ZM62 215H65V214H62ZM72 215V214H71ZM116 215V214H115ZM127 215V214H126ZM132 215V214H131ZM130 215V216H131ZM135 215V214H134ZM148 215V214H147ZM149 215H151V214H149ZM207 215V214H206ZM234 215H236V214H234ZM238 215H239V217L241 218V220L242 221H244L243 222V225H242V221L240 222L239 221V219L238 220H236L235 221V219L236 218H238ZM249 215H251L250 213L248 214V218L250 217ZM3 216H4V214H3ZM6 216V215H5ZM59 216V215H58ZM70 216V215H69ZM118 216H119V214H118ZM117 216V217H118ZM125 216V215H124ZM128 217H129V214L127 215ZM126 216V217H127ZM203 216V215H202ZM214 216V215H213ZM256 216V215H255ZM255 216H254V214H253V216L251 215V217H253L252 219H255V221L254 220H252L251 219V221L252 222H257L258 220V217H256L255 218ZM262 215L260 214V217H261ZM7 217V216H6ZM48 217V216H47ZM66 217V216H65ZM72 217V216H71ZM134 217V216H133ZM145 217V216H144ZM204 217V216H203ZM250 217V218H251ZM1 218H2V216H1ZM0 218V219H1ZM8 218V217H7ZM27 218H29V217H27ZM113 218V217H112ZM124 218V217H123ZM138 218V217H137ZM141 218V217H140ZM146 218V217H145ZM149 218H150V216H149ZM148 218V219H149ZM151 218H152V216H151ZM247 218V219H248ZM262 218V217H261ZM264 218V217H263ZM262 218V219H263ZM29 219H31V217L29 218ZM35 219V218H34ZM42 219V218H41ZM116 219V218H115ZM127 219V218H126ZM142 219V218H141ZM205 219V218H204ZM203 219V220H204ZM214 219V218H213ZM2 220V219H1ZM4 220V219H3ZM6 220V219H5ZM8 220V219H7ZM25 220H27L26 218H25ZM35 220H38V219H35ZM34 220V221H35ZM76 220V219H75ZM86 220H87V218H86ZM121 220V219H120ZM120 220H115V221H120ZM131 220V219H130ZM138 220V219H137ZM210 220V219H209ZM215 220V219H214ZM9 221V220H8ZM7 221V222H8ZM56 221V220H55ZM68 221V220H67ZM70 221V220H69ZM124 221H126V220H124ZM135 221H136V219H135ZM134 221V222H135ZM145 221V220H144ZM237 221H239L238 223L239 224H237ZM249 221V223L251 222L250 220H248ZM6 222V221H5ZM58 222H62V221H58ZM122 222V221H121ZM130 222V221H129ZM134 222H133V224H134ZM139 222H141V220L140 221H138V223ZM142 222H143V220H142ZM148 222V221H147ZM215 222V223H216ZM226 222V223H227ZM251 222V223H252ZM260 222V221H259ZM261 222H264V220L263 221H261ZM4 223V222H3ZM36 223V222H35ZM39 223V222H38ZM41 223V222H40ZM49 223V222H48ZM75 223V222H74ZM87 223V222H86ZM118 223V222H117ZM137 223V224H138ZM144 223V222H143ZM201 223V222H200ZM203 223V222H202ZM205 223H207V222H205ZM212 223V222H211ZM214 223V224H215ZM12 224V223H11ZM27 224V223H26ZM59 224V223H58ZM70 224V223H69ZM119 224H121L120 222H119ZM122 224L124 225V223L122 222ZM140 224V223H139ZM138 224V225H139ZM148 224V223H147ZM199 224V223H198ZM263 225H264V223H262ZM261 224V225H262ZM4 225H8V224H6V223H4ZM122 225V226H123ZM142 225V224H141ZM201 225V224H200ZM208 225V224H207ZM223 225H224V223H223ZM233 227H232V226ZM244 225H246V227H247V230L245 229V227H244ZM251 225H253V224H251ZM260 224H259V226H261ZM1 226V225H0ZM10 226V225H9ZM8 226V227H9ZM60 226H62V224L60 225ZM85 226V225H84ZM120 226V225H119ZM126 226H128V225H126ZM131 226H134V225H131ZM212 226V225H211ZM225 226V225H224ZM223 226V227H224ZM242 226H243V228H244V230H243V228H242ZM248 226H250V225H248ZM254 226V225H253ZM256 226V225H255ZM11 227V226H10ZM16 227V226H15ZM66 227V226H65ZM93 227V226H92ZM129 227V226H128ZM127 227V228H128ZM142 227V226H141ZM141 227H139V228H141ZM201 227V226H200ZM223 227H221V228H223ZM239 227V228H240ZM261 227H263V226H261ZM1 228V227H0ZM3 228V227H2ZM5 228V227H4ZM14 228V227H13ZM23 228V227H22ZM91 228V227H90ZM126 228V227H125ZM126 228V229H127ZM133 228V227H132ZM204 228V227H203ZM210 228V227H209ZM251 228V227H250ZM260 228V227H259ZM15 229V228H14ZM39 229V228H38ZM37 229V230H38ZM58 229V228H57ZM73 229V228H72ZM74 229H76L75 227H74ZM80 229V228H79ZM207 229V228H206ZM236 229V230H235ZM5 230V229H4ZM31 230V229H30ZM40 230V229H39ZM70 230V229H69ZM78 230V229H77ZM85 230V229H84ZM87 230V229H86ZM129 230V229H128ZM137 230H138V228H137ZM198 230H200V229H198ZM208 230V229H207ZM206 230V231H207ZM231 230V231H230ZM233 230H235L234 232H233ZM9 231H10V229H9ZM9 231H8V233H9ZM17 231V230H16ZM45 231V230H44ZM79 231V230H78ZM132 231H134V230H132ZM136 231V230H135ZM141 231V230H140ZM204 231V230H203ZM211 231V230H210ZM241 231V230H240ZM245 231H248V232H246L245 233ZM1 232V231H0ZM4 232V231H3ZM2 232V233H3ZM12 232H14V231H12ZM22 232V231H21ZM82 232H83V230H82ZM125 232V231H124ZM128 232V231H127ZM244 232V233H243ZM7 233V232H6ZM11 233V232H10ZM9 233V234H10ZM15 233V232H14ZM75 233V232H74ZM206 233H208V232H206ZM243 233V234H242ZM4 234V233H3ZM22 234V233H21ZM41 234V233H40ZM49 234V233H48ZM60 234V233H59ZM71 234V233H70ZM85 234V233H84ZM195 234V233H194ZM193 234V235H194ZM196 234H197V232H196ZM201 234V233H200ZM203 234V233H202ZM205 234V233H204ZM236 234V235H235ZM242 234V235H241ZM7 236H6V238L7 237H9L8 236V234H6ZM23 235V234H22ZM32 235H34V234H31V236ZM83 235V234H82ZM189 235V234H188ZM207 235V234H206ZM208 235H209V233H208ZM207 235V236H208ZM211 235V234H210ZM239 237H238V236ZM12 235H10V237L9 238H12L11 237ZM16 236L18 237V235L16 234ZM28 236H30V234L28 235ZM184 236V235H183ZM204 236V235H203ZM237 236V237H236ZM240 236H243L244 237V239L245 240H243V239H241L240 238ZM5 237V236H4ZM27 237V236H26ZM34 237H36L35 235H34ZM39 237V236H38ZM58 237V236H57ZM75 237V236H74ZM186 237V236H185ZM188 237V236H187ZM202 237V236H201ZM213 237V236H212ZM8 238V239H9ZM28 238V237H27ZM26 238V239H27ZM37 238V237H36ZM50 238V237H49ZM51 238H53V237H51ZM50 238V239H51ZM188 238H191L190 236L188 237ZM241 239V240H239V239ZM247 238V239H246ZM255 238H253L252 240L253 241H251V244L253 243V242H255L257 239H259L260 240V238H256V240H255ZM13 239V238H12ZM15 239V238H14ZM17 239V238H16ZM21 239V238H20ZM23 239V238H22ZM21 239V240H22ZM28 239H30V238H28ZM38 239H41V238H38ZM47 239V238H46ZM45 239V240H46ZM60 239H61V237H60ZM182 239H184V238H182ZM197 239H198V237H197ZM200 239V238H199ZM212 239V238H211ZM262 239H264V235H262ZM261 239V240H262ZM1 241H2V239H0ZM11 240V239H10ZM44 240V241H45ZM58 240V239H57ZM186 240V239H185ZM190 240V239H189ZM191 240H194V238L193 239H191ZM202 240V239H201ZM201 240H199V241H201ZM210 240V239H209ZM251 240V239H250ZM255 240V241H254ZM0 241V242H1ZM7 241H9V240H7ZM12 241V240H11ZM15 241V240H14ZM19 241V240H18ZM17 241V242H18ZM48 241V240H47ZM64 241V240H63ZM179 241V240H178ZM262 241H264V240H262ZM262 241H259V243H257L258 242V240H257V242H256V246L257 247H262L261 245L262 244H264V242L261 244L260 242H262ZM13 242V241H12ZM11 242V244H13ZM68 242V241H67ZM5 244H6V242H4ZM9 243V242H8ZM26 243V242H25ZM51 243V242H50ZM57 243V242H56ZM184 243V242H183ZM198 243V242H197ZM205 243V242H204ZM248 243V242H247ZM247 243H245V247H244V249L243 250H245V248L247 247L248 249H249V247H250V249L249 250H252V248H251V244L249 245V246H247ZM19 244V243H18ZM43 244H45V242L43 243ZM202 244V243H201ZM253 244H255V243H253ZM252 244V245H253ZM258 244H260V245H258ZM0 245H1V243H0ZM197 245V244H196ZM199 245V244H198ZM197 245V246H198ZM241 245V246H240ZM6 246H8L7 244H6ZM9 246H11V245H9ZM27 246V245H26ZM31 246H32V244H31ZM35 246V245H34ZM37 246V245H36ZM47 246V245H46ZM62 246V245H61ZM254 246V245H253ZM252 246V247H253ZM256 246H255V248H256ZM2 247H3V245H2ZM2 247H0V250H2L1 248ZM15 247V246H14ZM18 247V246H17ZM24 247V246H23ZM30 247V246H29ZM50 247V246H49ZM48 247V248H49ZM51 247H53V246H51ZM56 247H58V246H56ZM263 247H264V245H263ZM262 247V248H263ZM4 248H5V246H4ZM9 248V247H8ZM19 248V247H18ZM184 248H186V245H184ZM246 248V252H248L247 249ZM262 248H260V249H262ZM6 249H7V247H6ZM36 249V248H35ZM37 249H38V247H37ZM55 249V248H54ZM58 249V248H57ZM63 249V248H62ZM68 249V248H67ZM182 249V248H181ZM189 249V248H188ZM192 249H193V246H192ZM198 249V248H197ZM201 249V248H200ZM254 249V248H253ZM257 249V248H256ZM260 249H258L259 251H260V253H258V252H252V253H254V254H260L259 255V257L261 256V253H263V251L262 250H260ZM264 249V248H263ZM9 250V249H8ZM13 250V249H12ZM18 250V249H17ZM16 250V251H17ZM32 250H34V249H32ZM50 250V249H49ZM183 250V249H182ZM190 250V249H189ZM3 252H4V249L2 250ZM2 251H0L1 253H2ZM6 251V250H5ZM9 251H11V250H9ZM25 251V250H24ZM27 251V250H26ZM29 251V250H28ZM43 251H44V249H43ZM207 251V252H206ZM39 252V251H38ZM63 252V251H62ZM66 252V251H65ZM69 252V251H68ZM186 252H188V251H186ZM195 252H196V250H195ZM198 252V251H197ZM243 252H244V254H243ZM33 253V252H32ZM48 253V252H47ZM50 253H52V252H50ZM49 253V254H50ZM193 253V252H192ZM192 253H188L189 255L190 254H192ZM241 253H242V255H241ZM249 253V255L248 256H250V251L248 252ZM6 254H8V253H5V255ZM11 254H12V251H11ZM18 254V253H17ZM17 254H16V256H17ZM29 254V253H28ZM37 254V253H36ZM43 254V253H42ZM63 254H64V252H63ZM187 254V255H188ZM1 255H3V254H1ZM20 255V254H19ZM39 255V254H38ZM54 255V254H53ZM65 255H66V253H65ZM186 255V254H185ZM193 255V254H192ZM247 255V254H246ZM252 255V254H251ZM262 255H264V254H262ZM13 256V255H12ZM24 256V255H23ZM26 256V255H25ZM33 256H35V255H33ZM46 256V255H45ZM50 256V255H49ZM48 256V257H49ZM56 256H58V255H56ZM67 256V255H66ZM202 256H204V255H201L200 257H202ZM206 256H205V259H206ZM248 256L246 257V258H248ZM253 256V255H252ZM255 256V255H254ZM4 257H6V256H4ZM3 257V258H4ZM15 257V256H14ZM22 257V256H21ZM47 257V258H48ZM63 257V256H62ZM197 257H198V255H197ZM196 257V258H197ZM245 257V256H244ZM251 257V256H250ZM256 257V260H254V258ZM254 258H253V260L254 261H258V259H257V257H258V255L257 256H255ZM1 259H2V257H0ZM8 258V257H7ZM12 258V257H11ZM20 258V257H19ZM53 258V257H52ZM59 258V257H58ZM60 258H61V256H60ZM65 258V257H64ZM190 258V257H189ZM189 258H188V260H189ZM194 258V257H193ZM199 258V257H198ZM243 258V257H242ZM241 258V259H242ZM264 257L262 256V259H263ZM1 259H0V261H1ZM5 259V258H4ZM30 259V258H29ZM32 259V258H31ZM67 259V258H66ZM201 259H203V258H201ZM200 259V260H201ZM245 259V258H244ZM243 259V260H244ZM250 259V258H249ZM248 259V260H249ZM13 260V259H12ZM37 261H38V258L36 259ZM40 260V259H39ZM46 260V259H45ZM59 260V259H58ZM57 260V261H58ZM199 260V259H198ZM204 260V259H203ZM243 260H242V263H243ZM248 260H246V261H248ZM261 260V259H260ZM7 261H8V259H7ZM16 261V260H15ZM49 261V260H48ZM63 261H65V260H63ZM69 261V260H68ZM196 262H197V260H195ZM194 261V262H195ZM206 261H207V259H206ZM241 261V260H240ZM250 261V260H249ZM253 261V262H254ZM262 261V260H261ZM261 261H259V262H261ZM3 262V261H2ZM19 262H21V260H19ZM18 262V264H20ZM39 262V261H38ZM37 262V263H38ZM41 262V261H40ZM39 262V263H40ZM45 262V261H44ZM52 262H53V260H52ZM56 262V261H55ZM66 262H67V260H66ZM196 262H195V264H196ZM200 262V261H199ZM205 262V261H204ZM251 262H252V257H251ZM262 262H264V260L262 261ZM6 264H8L7 262H5ZM4 263V264H5ZM14 263V262H13ZM26 263H28V260H27V262ZM47 263V262H46ZM51 263V262H50ZM58 263V262H57ZM61 263V262H60ZM65 263V262H64ZM187 263V262H186ZM191 264L193 263V262H190ZM198 263V262H197ZM203 262L201 261V264H202ZM206 263V262H205ZM236 263V264H237ZM249 263V262H248ZM22 264V263H21ZM23 264H25V263H23ZM34 264V263H33ZM67 264V263H66ZM204 264V263H203ZM259 264H264V263H259Z\"/></svg>", "mask_w": 264, "mask_h": 264}]
</instances>
